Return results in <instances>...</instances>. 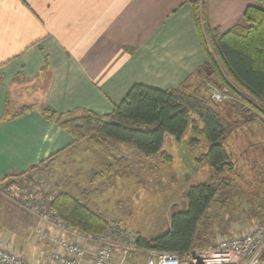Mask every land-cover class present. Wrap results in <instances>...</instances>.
<instances>
[{
  "label": "crops",
  "instance_id": "crops-1",
  "mask_svg": "<svg viewBox=\"0 0 264 264\" xmlns=\"http://www.w3.org/2000/svg\"><path fill=\"white\" fill-rule=\"evenodd\" d=\"M253 3L205 0L207 21L224 33ZM206 62L189 0H0V181L75 149L44 106L108 114L132 85L179 88ZM12 210L26 218L21 230L2 223ZM37 221L0 197V243L30 261L51 246L31 237Z\"/></svg>",
  "mask_w": 264,
  "mask_h": 264
},
{
  "label": "rangeland",
  "instance_id": "rangeland-1",
  "mask_svg": "<svg viewBox=\"0 0 264 264\" xmlns=\"http://www.w3.org/2000/svg\"><path fill=\"white\" fill-rule=\"evenodd\" d=\"M210 49L218 61L215 50ZM219 66L231 88L207 67L182 86L215 107L229 124L223 145L233 164L220 177L222 186L198 225L194 245L198 248L212 243L217 235L241 232L264 218V114L246 99L249 96L244 99L233 91L243 93ZM212 90L224 93L226 98L215 102L210 96ZM190 121L193 126L201 125L194 114ZM74 146L75 149L44 161L23 175L0 181V197L19 201L26 191L35 198V194H41L46 200L51 194L67 191L104 215L111 225L149 238L167 229L171 212L184 209L188 187L212 177L203 159L207 144L191 126L179 141L166 134L163 153L151 156L141 155L129 144L113 142L107 144L109 153L105 154L91 136L74 139ZM120 158V165L110 169ZM23 219V214L12 210L2 223L5 228L18 231Z\"/></svg>",
  "mask_w": 264,
  "mask_h": 264
},
{
  "label": "trees",
  "instance_id": "trees-1",
  "mask_svg": "<svg viewBox=\"0 0 264 264\" xmlns=\"http://www.w3.org/2000/svg\"><path fill=\"white\" fill-rule=\"evenodd\" d=\"M189 2L207 56L205 67L214 70L231 88L220 69L221 65L243 93L236 89L233 91L244 99L246 95L249 96L246 99L264 114V0H255L246 8L243 25L234 26L224 33L209 25L205 0ZM210 47L215 50L218 61ZM27 108L23 107L19 111ZM71 113L57 114L47 106L42 108L46 119L64 129L75 140L91 136L95 146L105 154L109 153V142L129 144L144 156L162 154L165 135L179 141L189 126L205 140L207 148L203 159L212 172L210 181L186 189V205L184 209L171 212L165 231L149 238L138 236L136 241L137 245L143 247L178 253L194 247L198 225L222 186L219 179L233 165L223 145L229 124L219 116L215 107L182 87L162 90L134 84L111 113L98 115L81 111L79 117L66 116ZM191 114L200 121L199 127L191 123ZM121 161L122 158L118 159L117 164L114 162L110 169L119 166ZM41 163L43 161L31 166L26 172L39 167ZM44 202L46 209L55 211L64 224L80 232L97 235L111 225L104 215L93 211L87 203L67 191L46 197Z\"/></svg>",
  "mask_w": 264,
  "mask_h": 264
},
{
  "label": "built area",
  "instance_id": "built-area-1",
  "mask_svg": "<svg viewBox=\"0 0 264 264\" xmlns=\"http://www.w3.org/2000/svg\"><path fill=\"white\" fill-rule=\"evenodd\" d=\"M210 96L215 102L226 98L216 90L210 91ZM35 195L24 191L19 202L38 218L31 237L50 242L47 255L41 261H30L2 242L0 264H264V218L241 232L217 235L208 246L178 253L137 245L135 233L114 225L97 235L80 232L46 209L41 194ZM53 228L56 232L50 234Z\"/></svg>",
  "mask_w": 264,
  "mask_h": 264
}]
</instances>
